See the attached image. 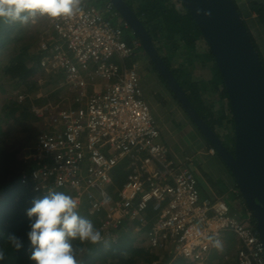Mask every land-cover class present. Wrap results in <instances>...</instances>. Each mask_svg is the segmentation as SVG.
<instances>
[{"label":"built area","instance_id":"2783aa9c","mask_svg":"<svg viewBox=\"0 0 264 264\" xmlns=\"http://www.w3.org/2000/svg\"><path fill=\"white\" fill-rule=\"evenodd\" d=\"M100 1L80 0L82 13L71 18L44 15L41 67L61 75L66 96L46 104L49 126L24 156L22 182L48 193L62 189L77 209L103 213L106 233L127 220L141 230L151 210L146 242L173 259L200 262L231 232L238 240L235 264H264L250 212L243 219L225 197L204 196L193 170L162 140L133 60L142 43L113 3ZM120 168L128 174L118 187Z\"/></svg>","mask_w":264,"mask_h":264},{"label":"trees","instance_id":"16d2710c","mask_svg":"<svg viewBox=\"0 0 264 264\" xmlns=\"http://www.w3.org/2000/svg\"><path fill=\"white\" fill-rule=\"evenodd\" d=\"M126 1L150 32L154 44L156 38L167 39L168 43L177 50L180 47L179 42L183 41L187 54L193 55L196 54L195 49L197 47V42L200 39L205 40L207 43L199 25L182 0ZM176 2L182 5L181 10L177 7ZM237 8L244 24L247 26L252 42L259 52L264 66V57L260 52L261 49L259 48V45L256 43L255 35L252 32L253 27H251L249 22L245 20L243 16L244 13L238 5ZM248 8L251 14L252 12L256 13V18L254 19L257 23L256 31H258L264 39V1L252 0L249 2ZM38 20L39 22H46V17L42 16ZM246 22H248V24ZM27 33L24 24L0 19V51L4 50V48L12 47V54L7 64L2 66L1 72L8 81L13 82V84L17 86H22L23 88V90H20V92L16 94L13 100H6L3 103L2 111L6 117L14 118L20 122L31 118H37L32 109L33 103L40 104L47 102L48 100V98L36 95L41 86L40 78H52L51 80H47V82L57 83L61 77L60 74H50L48 75L49 77H47L46 72L41 67L42 53L39 51V46L37 47L35 42V39L37 41L41 38V31H35V33H33L34 35H29V37ZM136 37L139 38L137 35ZM207 52L210 58L214 61L216 76V78H214L215 87L222 96H226L229 99L225 82L222 79V74L208 43ZM163 58L171 67L178 80L180 78L179 72L183 73L184 69L173 68L169 64L167 58ZM178 81L202 118L221 138L216 129L218 126L222 125L225 116H215L211 107L205 104L198 81H181L180 79ZM220 82L222 84L221 90H219ZM21 93H24V98L22 100L18 99V96ZM57 93L58 92L56 91L54 94ZM174 97L178 101L175 95ZM232 123L235 145L234 118H232ZM205 141L208 144V149L214 150V146L207 138H205ZM31 148L32 143L28 148L25 146V149H22L20 145L17 146L14 143L8 145L0 140V248H3L5 252L4 264H34V262L29 259L31 246L27 238V232L30 230V222L26 215V210L33 206V201L35 199H41L49 193L35 188L33 182L28 184L23 183L21 180V170L26 166L24 156L31 152ZM214 151L216 155L220 156L216 149ZM232 152H234V149ZM179 157L185 161L186 166L194 161L192 156H186L184 158L181 156ZM127 174L128 172L125 168L119 169L116 178V184L118 187L124 183ZM237 188L239 189L238 186ZM55 191L64 192L62 189ZM76 211L81 216L91 220L94 226L101 232V235L104 236L103 238L101 237L100 242L95 244L87 241L82 243L78 238L72 241L73 247L76 248L78 252L77 260L79 261V264H154L155 261H159L158 264H197L196 262L183 257L173 259L172 255H169V252L167 251H160L159 253L152 251L151 247L148 246L146 242L147 232L151 227L154 217V213L151 210L145 212L148 224L142 227L141 230L136 231L135 227L137 223L127 220L119 227L110 229V233L101 230L102 219L104 216L103 213L92 214L90 213L88 206L78 208ZM248 211L250 212L252 220L255 222L253 213L249 209ZM114 233L117 234L115 239L112 237ZM12 234L23 240L24 247L20 250H16L11 246L8 237ZM232 249L233 246H229L228 250L232 251ZM218 253L217 250H213L209 253L207 264H214V261L216 260L219 264H232L231 262L225 261L224 256L219 255Z\"/></svg>","mask_w":264,"mask_h":264},{"label":"rangeland","instance_id":"374dc122","mask_svg":"<svg viewBox=\"0 0 264 264\" xmlns=\"http://www.w3.org/2000/svg\"><path fill=\"white\" fill-rule=\"evenodd\" d=\"M103 0L100 1V5ZM236 1V0H235ZM177 7L181 10L182 5L176 2ZM99 5V7H100ZM242 8V6H240ZM36 18V17H35ZM248 24V22H246ZM47 22L36 23L30 20L24 27L27 30V35H34L33 33L44 30ZM154 35V32H153ZM133 38L136 34L132 33ZM258 41V39H257ZM256 41V43H257ZM37 47L39 46L40 39L36 41ZM180 47L175 50L167 39L156 38L155 46L159 53L166 57L169 64L175 68H183V73H180L181 81H198L201 87L202 98L205 104L211 107L215 116H225L222 125L217 127V132L221 136V139L227 144V146L234 149V129L232 123V112L229 104V99L226 96H222L215 87V69L214 61L207 52V43L205 40L200 39L197 42V47L193 55H188L184 48L183 41L179 42ZM12 47L4 48L0 51V140L6 144H15L25 149L35 140L37 135L49 126V118L45 113V106L48 103H58L65 95V89L60 87V81L57 83H49L47 80L52 78H40V88L36 95L43 98H48L47 102L36 104L33 103L32 109L35 112L37 118L28 119L26 121H17L14 118H9L4 115L2 111L3 103L7 100H13L20 90H23L22 86H17L6 79L1 72L2 66L6 65L11 54ZM260 48V47H259ZM264 57V51H260ZM200 55V56H199ZM135 62L138 63V70L141 74V80L145 87V99L149 102L153 113L159 121L161 130L164 125L165 134L161 136L162 140L168 145L171 151L182 158L186 156H192L193 163L188 164L195 173L200 183L202 194L204 196L215 197L214 190L210 187L216 185L225 193L227 202L231 205L232 211L237 212L243 219L248 218V207L242 206V202H245L243 197L237 196L235 192L230 188V181L235 182L233 175L229 168L226 166L222 158L215 154L213 149H208V144L205 138L202 136L194 121L183 109L181 104L176 100L171 89L164 78L156 73L152 65L148 61V56L145 54L144 48H141L135 55ZM48 75L52 72L45 70ZM178 79V80H179ZM218 80V79H217ZM219 81V80H218ZM222 89L221 82L219 83V90ZM56 91L58 92L57 94ZM24 93L18 96V99L22 100ZM34 98V95H33ZM34 100V99H33ZM166 113L163 118L162 112ZM223 238L226 243L216 249L219 255L224 256V260L234 264L237 252L236 244L238 240L236 236L231 232H224ZM229 246H233L232 251L228 250ZM233 254V255H232ZM209 259V253L207 256L197 264H207ZM159 261H157V264ZM214 264H219L216 260Z\"/></svg>","mask_w":264,"mask_h":264},{"label":"water","instance_id":"95a60500","mask_svg":"<svg viewBox=\"0 0 264 264\" xmlns=\"http://www.w3.org/2000/svg\"><path fill=\"white\" fill-rule=\"evenodd\" d=\"M201 134L214 146L253 213L264 243V66L234 0H182L199 25L222 74L234 118V152L202 118L152 36L125 0H110Z\"/></svg>","mask_w":264,"mask_h":264},{"label":"clouds","instance_id":"9594fccd","mask_svg":"<svg viewBox=\"0 0 264 264\" xmlns=\"http://www.w3.org/2000/svg\"><path fill=\"white\" fill-rule=\"evenodd\" d=\"M80 13V0H0V19L21 24H27L37 15L71 18ZM77 207L73 197L53 191L35 199L33 206L26 210L30 222L29 259L34 264H79L72 241L78 238L82 243L100 242L101 232L76 211ZM8 240L16 250L24 247L23 240L14 234ZM4 260L5 252L0 248V264H4Z\"/></svg>","mask_w":264,"mask_h":264},{"label":"crops","instance_id":"0c3cea01","mask_svg":"<svg viewBox=\"0 0 264 264\" xmlns=\"http://www.w3.org/2000/svg\"><path fill=\"white\" fill-rule=\"evenodd\" d=\"M250 1H252V0H236V3L239 6V8L243 11V13H244L243 16H244L245 20H247L249 22L250 26L253 27L252 28V30H253L252 32L255 35L256 41L258 39L257 44L259 45L260 49L264 51V39L261 37V35L259 34V32L256 31L257 23H256V21H254V19L256 18V13L255 12H252V14H251V12L249 11V8H248V4H249ZM240 6H242V8ZM142 87H143V93L145 94V87H144L143 83H142ZM152 111H153V113L156 114V111L155 110H152ZM162 115H163V118H164L166 116V113L165 112H162ZM165 130L166 129H165L164 125H163L162 130H161V134L164 135L165 134ZM229 185H230V188L232 189V191L237 194V196L243 197L242 194H241V192H240V190L237 188L236 182H233V181L231 182L230 181ZM210 187L215 192V197L214 198L221 197V196L222 197H225V193L221 189H219L215 184L214 185H211ZM200 188H201V186H200ZM201 190H203V188ZM244 205L247 206L246 205V202H242V206H244ZM235 262H234V264H235Z\"/></svg>","mask_w":264,"mask_h":264},{"label":"flooded vegetation","instance_id":"af4514ba","mask_svg":"<svg viewBox=\"0 0 264 264\" xmlns=\"http://www.w3.org/2000/svg\"><path fill=\"white\" fill-rule=\"evenodd\" d=\"M126 1V0H125ZM127 2V1H126ZM119 13V12H118ZM120 14V13H119ZM121 16V15H120ZM122 17V16H121ZM132 29V28H131ZM134 32V31H133ZM145 50V49H144ZM159 52V51H158ZM145 54H147V56H148V61L150 62V64L152 65V67H153V69L156 71V73L158 74V75H160V73L156 70V68L154 67V63L152 62V60L150 59V57H149V55H148V53L145 51ZM161 55V54H160ZM162 56V55H161ZM162 58H163V56H162ZM164 59V58H163ZM160 77L161 78H163L161 75H160ZM165 81V80H164ZM171 92L173 93V91L171 90ZM173 95H175L174 93H173Z\"/></svg>","mask_w":264,"mask_h":264}]
</instances>
